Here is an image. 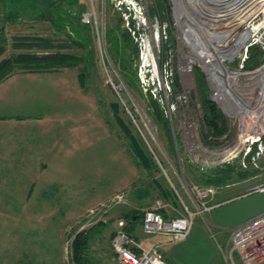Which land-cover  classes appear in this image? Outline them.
Segmentation results:
<instances>
[{
  "label": "rangeland",
  "instance_id": "obj_1",
  "mask_svg": "<svg viewBox=\"0 0 264 264\" xmlns=\"http://www.w3.org/2000/svg\"><path fill=\"white\" fill-rule=\"evenodd\" d=\"M146 1L149 11L154 0ZM43 3L0 0V43L6 44L0 62L24 54L11 48L14 36L42 37L66 46L61 50L31 51L30 55H89V62L42 72L17 70L0 80V264H74L73 241L88 231L89 257L97 264H120L110 244L117 224L123 221L136 241L151 245L156 237L147 238L141 233L143 212L156 201L173 213L182 214L185 207L193 212L187 188L199 185L193 178V173L199 175L195 167L200 171L224 164L234 167L231 178L215 188L212 203L223 196L246 194L194 217L192 231L207 229L212 246L219 237L226 240L232 229L211 225L208 216L212 211L223 205L230 216H242L249 210L244 205L250 202L264 211V192L247 194L264 186V133L258 155L254 150L259 144L253 146V157L203 163L219 162L230 143L223 139L217 145H207L204 139L209 132L201 102L202 97H210L205 79L197 86L193 73L195 85L184 83L181 65L168 51L167 59L173 55L167 72H172L174 94L163 100L168 129L163 130L152 117L144 91L154 84L159 88V75L148 71L139 58L119 61L105 39L103 45L101 36H96L93 23L82 22V15L93 13L104 35L114 26L126 30L116 11L109 5L103 11L99 0H77V5L63 6L73 14L80 13L79 25L87 26L85 32L79 29L88 39L85 49H80L70 45L65 32L55 30L40 16L45 9ZM173 24L170 16V32ZM75 35L72 32V37ZM150 35L146 32L143 40H149ZM123 66L135 70L132 82L124 77ZM233 126L237 128V124ZM127 130L140 138L159 171L148 174L134 163L127 152ZM238 130L231 129V133L239 134ZM130 216L136 221L131 233L127 223ZM224 244L229 252L228 239ZM232 261L240 264L234 255Z\"/></svg>",
  "mask_w": 264,
  "mask_h": 264
},
{
  "label": "built area",
  "instance_id": "obj_2",
  "mask_svg": "<svg viewBox=\"0 0 264 264\" xmlns=\"http://www.w3.org/2000/svg\"><path fill=\"white\" fill-rule=\"evenodd\" d=\"M99 1L103 11L106 5L116 11L137 45L140 62L146 63L148 71L159 75V88L156 89L154 84L144 91L161 106L163 100L166 102L168 96L174 94L172 72H167L171 70L173 55L181 65L184 83L195 85L193 73L196 69L205 79L210 90L209 100L219 108L226 121L227 130L220 142L225 139L230 143L221 153L219 162L204 160L203 163L219 164L239 156L244 159L253 157L252 149L257 144L258 149L254 148V152L259 154L264 132L255 138H242L245 135L243 118L251 116L254 101L264 95V0H169L174 23L171 33L166 22L161 23L158 17L149 15L146 0ZM90 21L104 45V33L97 27L95 15H82V22ZM146 32L151 33L149 40H143ZM170 36L173 47L169 51L173 55L163 59L162 43ZM252 47L261 52L263 59L259 65L247 70L245 61L249 59ZM233 124H237V128ZM231 129H240V135L235 131L232 134ZM225 159L227 161L224 162ZM256 192H264V186H257L247 194ZM187 195L193 212L185 207L182 214L173 213L161 201H156L142 214V235L147 238L163 237L171 244L186 240L192 231L194 217L203 216L217 206L212 203L216 195L213 186L191 185L187 188ZM207 225L210 231L211 227ZM211 237L214 238V235ZM227 239L230 245L227 264H233V255L240 264H264V211L232 228ZM110 244L120 264H166L159 245L145 246L136 241L127 232L123 221L117 224Z\"/></svg>",
  "mask_w": 264,
  "mask_h": 264
},
{
  "label": "trees",
  "instance_id": "obj_3",
  "mask_svg": "<svg viewBox=\"0 0 264 264\" xmlns=\"http://www.w3.org/2000/svg\"><path fill=\"white\" fill-rule=\"evenodd\" d=\"M44 1L45 9L40 15L50 22L53 28L57 31L65 32L67 40L70 45L80 49H85L87 43V35L85 33L81 35L79 29L84 32L87 30V26H80V13L73 14L72 12L64 9V5L73 6L77 5V0H42ZM80 7V6H79ZM82 10V9H81ZM80 10V12H81ZM150 16H156L161 23H168L170 21V8L167 0H154V7L149 10ZM71 29L68 33L65 29ZM72 32L76 35L72 37ZM170 32V29H169ZM171 33V32H170ZM105 42L110 45V52L117 57L120 61L124 57L138 61V48L136 43L130 37L126 30H120L118 26H114L107 30L104 35ZM169 43H171L169 45ZM173 47L172 36L169 37L168 41L162 43L163 59L167 58L169 49ZM11 48L16 51L24 52L14 57L7 58L0 62V80L10 76L15 71L19 70L22 72H42L50 70H59L63 68H74L89 62V55L84 58L83 56L68 55L61 52H47L44 54L30 55L31 51H51L61 50L66 48L65 45L60 44L58 41L46 39L42 37H31V36H14L11 38ZM6 51V44L0 43V57ZM263 57L261 52L256 48L252 47L249 50V59L245 63V69L250 70L259 65ZM91 66V65H90ZM87 67V66H86ZM122 72L124 77L130 82L135 76V70L129 67L123 66ZM197 86L202 81L203 76L196 69L194 70ZM84 77L81 75V80ZM148 103L152 109V117L157 121L164 129L166 127V115L165 109L156 100L151 98V95H147ZM202 118L207 126L209 132L204 135L207 145H217L220 143V138L224 135L227 130L226 121L224 116L219 112L216 105L209 100L207 97H202L201 102ZM130 142L127 145V152L133 159L134 163L147 171L148 174L153 170L159 171L157 163L152 159L148 153L140 138L136 135H131L128 130ZM233 165L224 164L211 169L201 170L195 167L198 174L193 173L194 182L201 186H221L228 179L231 178L233 173ZM169 196L174 199V194L169 191ZM135 217L130 216L128 220L129 232L132 231V225L136 224V221H132ZM90 234L91 232L80 233L77 235L72 244V257L71 260L74 264H97L91 257L90 252Z\"/></svg>",
  "mask_w": 264,
  "mask_h": 264
},
{
  "label": "crops",
  "instance_id": "obj_4",
  "mask_svg": "<svg viewBox=\"0 0 264 264\" xmlns=\"http://www.w3.org/2000/svg\"><path fill=\"white\" fill-rule=\"evenodd\" d=\"M244 195L246 194L232 195L228 198L223 196L215 204H225L226 206ZM254 204L250 202L244 205L245 209H249L248 212L245 215H239L237 217H234L236 215L230 216V211L222 209L224 207L222 205L209 214V223L216 227H221V229L239 226L261 213L260 210L263 208H256ZM206 232L207 229L205 231L203 229L200 231H192L186 240L176 244L169 243L163 237H156L151 244L159 245L160 252L166 264H227L226 254L228 250L226 249V244H224L227 239L224 240L225 237H219L214 247L211 245Z\"/></svg>",
  "mask_w": 264,
  "mask_h": 264
},
{
  "label": "bare ground",
  "instance_id": "obj_5",
  "mask_svg": "<svg viewBox=\"0 0 264 264\" xmlns=\"http://www.w3.org/2000/svg\"><path fill=\"white\" fill-rule=\"evenodd\" d=\"M254 102V111L253 108H251L253 112L250 111L252 113L251 116L243 118L245 122V125L243 126L245 135L242 139H245L246 136H253V138H255L264 132V95L261 97V99H258V101L255 100ZM219 103L222 106V102L219 101ZM227 112L230 113V111ZM227 159L223 161L225 162Z\"/></svg>",
  "mask_w": 264,
  "mask_h": 264
}]
</instances>
